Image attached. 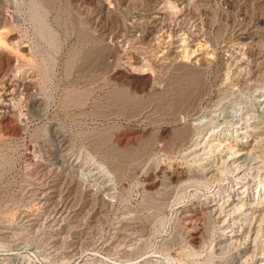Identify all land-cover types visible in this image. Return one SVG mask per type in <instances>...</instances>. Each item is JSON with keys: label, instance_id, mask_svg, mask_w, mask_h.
<instances>
[{"label": "rangeland", "instance_id": "1", "mask_svg": "<svg viewBox=\"0 0 264 264\" xmlns=\"http://www.w3.org/2000/svg\"><path fill=\"white\" fill-rule=\"evenodd\" d=\"M154 1L1 0V11L8 18L6 35L12 37L4 50L23 67L15 70L17 78L28 81L38 95L33 104L25 86H19L8 109H16L14 118L5 123L8 126L0 124L1 264H58L66 253L93 249L136 255L132 264L149 259L151 264H215L210 249L193 239L208 221L185 216L188 206L209 189L181 188L172 176L173 171L195 169L190 174L201 176V167L215 153L196 157V148L191 147L194 137L185 136L192 142L179 143L176 129L194 124L197 116L207 121L212 115L215 124L209 126L218 124L222 136L235 138V130L248 121L251 131L235 147L244 152L236 154L241 160L248 149L259 154L264 143V0H171L177 8ZM151 14L160 23L153 29L146 25ZM184 48L196 51L184 54ZM174 50L184 59L167 65L161 57ZM193 55L210 57V63L196 77L201 80L197 96L185 102L179 97L183 87L196 79V72L188 69ZM138 60L148 61L149 69L134 68L132 61ZM123 70L140 81L149 76L147 90H133L112 78ZM120 94L128 102L120 101L125 98ZM164 127L174 135L166 137L173 145L169 149L166 138L160 141ZM144 128L150 131V143L143 142L147 148L139 142L125 149L117 145V136ZM62 137L70 144L67 156L80 165L76 170L51 164L59 155ZM253 140L260 141L259 147ZM136 146L143 148L138 151ZM127 149L134 150L129 151L133 159L119 158ZM110 160H122L127 169L123 177L114 173L110 191L105 192L99 165L109 168ZM84 168V174L88 169L92 175H83ZM152 175L156 185L151 188ZM224 175L223 185L232 178L230 172ZM242 184L236 193L243 191ZM256 185L255 181L248 191L251 196ZM209 186L212 189L216 183L210 181Z\"/></svg>", "mask_w": 264, "mask_h": 264}, {"label": "bare ground", "instance_id": "2", "mask_svg": "<svg viewBox=\"0 0 264 264\" xmlns=\"http://www.w3.org/2000/svg\"><path fill=\"white\" fill-rule=\"evenodd\" d=\"M160 2L164 3L165 8L167 7L166 5L177 8L176 5L174 6L172 4L171 0H155L154 1V3H156L157 5H159ZM1 6H2V2L0 0V124L1 123H3V124L7 123L8 124V123H10L9 122L10 119L12 117L14 118V116H15L14 113H12V110L16 111V109L13 108V109H11V111L10 110L8 111V109L10 107H13V105H11V104L13 103V101L15 99V96L18 92L19 86H22V87L25 86V90L28 93V97L30 98V101L33 104L37 103V99H38L37 96L38 95H36V93L34 92V88H32L31 84L29 85L27 83L28 81L26 83H24V81L22 82L21 80H19L17 78L19 71H15V70H17V69L20 70V67L21 68H23V67L18 65L21 63H18V64L15 63L16 60H13V59H16V58H13L10 56L11 58H13V59H11L8 57L10 54L12 55V53L7 55V52L4 50V45H5L6 41H8V40L11 41L12 37L6 35L5 26L8 24V20H7L8 18L5 17L6 14L3 15L2 11H1V8H3V7H1ZM4 8H5V6H4ZM106 8H108V7H106ZM108 10H106L105 13H103V14H107ZM158 19H159V17H156L155 15L151 14L149 16V18L147 19L146 25L150 29L151 28L153 29L154 27H157L160 24L158 22ZM15 42H16V40H15ZM11 43H14V41ZM17 43H18V41H17ZM12 46H13V44H12ZM16 46H17V44L15 45V47ZM15 47H14V49H15ZM182 50H183L184 54L185 53L187 54L189 52L193 53L196 51L195 48L193 50L191 49V51L188 48H184ZM94 56H96V55H94ZM166 56L167 57H165V55H162L161 58L163 60H165L167 62V65H168L171 61L179 60L182 55L180 54V51L174 50V51H171L170 53L166 54ZM188 58H190V56H188ZM206 58L208 59V57H206V56L205 57L203 56V58H196L194 55L192 56V59L190 61V65L188 64L189 65L188 69L194 70V72H196L195 73L196 76L194 75L195 76L194 78L198 77L197 75H199V73H201L204 66L207 65L208 63H210V61H209L210 57L208 60ZM183 59H184V57H183ZM132 62L134 64H136V66L134 68L137 69L139 67L140 70H144L145 67H148L150 65L148 63V61L138 60V61H132ZM148 69H149V67H148ZM148 69H145V70H148ZM185 69H187V68H185ZM123 71L124 72H122V71L115 72V77H112V78L113 79L115 78L114 80H116V79L119 80V82L121 81L120 83L125 82L131 89L133 88V90L135 89L137 91L138 90L142 91V90L146 89V86L150 83L151 78L149 76L148 77L143 76L144 78H142L140 81V80L134 79L135 76L134 77L130 76V72L128 73V72H125V70H123ZM187 75L188 74H186V76ZM192 77H193V75H192ZM200 81H199V79L197 80V78H196L194 80H191V82L189 84H187L185 87L182 86L184 88V90L182 88L183 91L181 90L182 92L179 96L180 99H182V101H185V102L189 101V100L193 101L194 98L197 96L196 91H197V88L199 86ZM29 83H31V82H29ZM185 83H187V82H185ZM119 91H120V89H119ZM122 91H123V89H122ZM121 94H122V92H121ZM120 95H118V97ZM121 96H123V98L124 97L125 98H124V100L121 98L120 101L122 100V102L123 101L126 102L127 101L126 95L124 96V94H123ZM76 99L79 100V103L81 101H83L80 98H76ZM77 102L78 101L76 100V103ZM261 102H264V96L261 99ZM83 103H84V101H83ZM38 108H40V107H38ZM262 108L264 109V105L262 106ZM174 111H176V110H174ZM173 114H175V113H173ZM196 115H200V114H198V112H197ZM206 118L207 117L197 116L193 120L194 124L191 123L189 126L188 125L187 126H181L179 128L177 127V129H176L177 135H178L177 138H179V141H178L179 143L181 142L180 140L187 139L188 137H194L195 140L193 139L194 141L191 144L192 145L191 147H193L194 149L196 148V151H195L196 157H200V155L203 153H205V154H208V153L214 154L215 153L213 159L209 160L207 158L209 163H206L205 165L203 164V167H201V173L202 174L201 173H199V174H201L202 177L200 175L199 176L191 175L194 171L196 172V169L191 170V171L190 170H188V171H186V170L185 171H179L178 170L177 174H175L176 173L175 171H173L174 173H172L173 174L172 176H174V178H175L173 181L174 184L177 186H180L181 188H184V186L186 188V186L188 185V187H190V186H206L209 189V191H207L205 194L201 195L195 201V203L193 202L190 204V206H188V208L186 207L187 209L185 210L186 211L185 216H194L196 218H198L199 216H203L202 219L205 218L204 220L208 221V223H205L204 225L202 224L203 228H200L201 230H199L193 236V239H195L199 242H203L202 243L203 247H207V249H210V252L213 254V256H215V259L217 258L215 260V264H264V143L263 142L261 143L262 144V147H260L261 149L257 148L258 150H260L259 154L256 155L254 153H251V150L248 149L247 153L246 152L244 153L246 155H244V156L242 155L244 158L241 160V158L236 153L238 151L244 152V151H242L243 148L236 149L235 147L238 146V143H239L238 140H241L247 136L248 132L251 131V127L253 125L251 126L250 124H248V121L246 120L247 123H245V122L244 123L247 125H244V127H241L240 131L235 130V132L237 133V135H235V138H233V136L229 138L228 133H225L223 136L221 135V130H219L218 124H216L215 126H212V125L209 126L210 124H215V122L213 121L214 117H212V115L209 117L210 119H208L207 121H204V119L206 120ZM15 119H12V120H15ZM3 124H2V126H3ZM7 124H5V125H7ZM207 125L211 128V130L209 132L208 137L205 138L204 135L208 134V132L207 133L205 132V134H203V133H204V130L206 129ZM261 127L263 128V126H261ZM255 128H256V126H254L252 129L256 130L257 128L256 129ZM117 130H119V129H117ZM170 130L171 129H169L168 127H164L160 130V135H161L162 139L161 140L159 139V140L162 143H163L164 138L169 137V134L172 133ZM257 134L258 133H256V135ZM149 135H150V131L147 128H144L141 130H136V131L133 130V131H130L129 133H127L126 135L117 136V145H119L120 148L125 149V147L126 148H127V146L129 147V145H131L132 143L134 144L135 142L136 143L139 142V143H141L139 145L146 147L147 143H150V142H147V138ZM172 135H173V133H172ZM185 136H188V137H185ZM239 136H241V137H239ZM211 137H213V138L210 139ZM149 139L151 140V138H149ZM167 139H169V138H166V141H167ZM190 139H187V141L192 142V141H190ZM261 139H260V141H261ZM66 140L67 139H63V137H62V139H60V143L58 145L59 155H56L57 157L54 159V161L51 164L55 165V167H57L59 165V166L67 167L70 170H76L80 167V165L78 162H76L73 158L70 157L71 154H70V156H67V154H68L67 151H68V149H70L69 148L70 144ZM263 140H264V138L262 139V141ZM102 141H101V143H102ZM260 141L258 140V142H260ZM143 142L144 143L147 142V143H145L146 145ZM254 142H257V141L255 140ZM258 142H257V144H258L257 146L259 147ZM103 143H104V141H103ZM169 143H171V141ZM169 143H168V141H167V143H165L166 148H168V147L172 148V146H173V145H171L172 143L171 144H169ZM173 143H175V140ZM55 144H57V143H55ZM240 144L244 145L243 143H240ZM261 144H260V146H261ZM179 145H178V147H179ZM250 146L254 147V145H252V144ZM98 147L100 148V146H98ZM155 147L157 149V145ZM97 148H96V150H97ZM132 148H135V147H132ZM163 148H164V145H163ZM197 148H200V149L202 148L201 149L202 151L200 153H198ZM118 149L119 148H117V150H116V148H115L113 150L118 151ZM139 149H140V146L137 150L139 151ZM251 149H253V148L251 147ZM146 150L143 149V151H145V152H146ZM108 151H106V153H109ZM129 151L133 152L134 150H128L127 149L124 152L121 151L122 152V153H120L121 157H119V156L118 157L122 158V156H123V158L124 157L130 158L131 152H129ZM112 152H114V151H111L110 153H112ZM119 152H114V153L116 155V153H119ZM136 152L137 151H135V154H140V153H136ZM114 153H113V156H114ZM222 153L225 154L224 156H226V158L222 157L223 156ZM135 154H134V156L137 158V155H135ZM218 155L220 156V158L215 161V158H217ZM118 157H116V158H118ZM131 159H133V158L131 157ZM121 161L116 162V161L110 160L109 161L110 165H108V166H110L109 168L107 167V165L105 163H104V165H106V166H104L103 163L101 164V162L99 163V164H101V165H99L100 169L102 171L101 173H103V175L106 179V180L102 181L101 188L103 189V191H105V190L110 191L111 183L115 178L114 173L116 175H119V176H122L125 173L127 168H125L126 165H124V164H126V163L123 164ZM126 161H127V159H126ZM130 161H132V160H130ZM193 161H195V160H193ZM199 161H201V158H199ZM109 162H108V164H109ZM123 162H124V160H123ZM47 170H49V169H47ZM50 170H54V169L51 168ZM84 170H85V168L82 171L80 170L83 175H85V176L92 175L91 170L87 169L86 174L83 173ZM189 171L191 172V174ZM49 172H51V171H49ZM164 172H166V170H164L163 173ZM167 172H168V170H167ZM227 172H230V174L232 175V178H229V180H227L225 182L226 184L223 185V184H221V183H223V181L225 179L223 176H225L224 174H226ZM119 176H116V177H119ZM158 178H160V177H158ZM154 179H155V176L149 177V180H148V178H146V180L150 181L149 184L152 183L149 186L151 188L154 187V185H156V181ZM210 181H211V183H216V186L212 189L209 186ZM255 181L257 183L256 189L253 191V193L255 195L251 196L248 191L251 189V187L253 186V183ZM241 184L244 185V187L242 189L243 191L241 193H236L235 190H237ZM59 185H61V184H59ZM225 185H227V186H225ZM177 186H175V187L177 188ZM88 187L91 188V186H89V185H88ZM53 189H55V187ZM148 189H150V188H148ZM57 190H59V189H57ZM150 190H148V191H150ZM233 193H236V194L232 195ZM106 195H107V193H106ZM89 198H91V197H89ZM86 203H87V201H86ZM89 206H91V205H89ZM0 232H2V231H0ZM250 242H252L253 244H250ZM106 246H109V244H107ZM116 246H117V244H116ZM110 247H112V246H110ZM134 249H135V247H134ZM83 251L84 252L82 254H81V252H80V254H74L75 251L73 253L70 252L69 254L66 253V255L64 254L65 255V257H63L64 260L58 264H71V263L75 262V260L80 259V258H83V260H82L83 262L82 263L80 262L79 264H132L131 262L135 261V259L137 258L136 255L135 256L129 255L130 253H127L128 255L123 254V255L115 256V255H113V252L111 254L107 249L106 250L93 249L89 253L86 252L85 250H83ZM111 251H112V249H111ZM198 253H199L198 250L194 251L195 255ZM138 258H139V255H138ZM167 258L170 259V256ZM151 261L152 260L149 259L146 261L145 264H151Z\"/></svg>", "mask_w": 264, "mask_h": 264}]
</instances>
